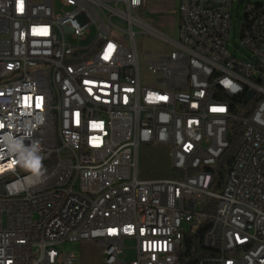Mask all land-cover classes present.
Here are the masks:
<instances>
[{
	"label": "built area",
	"instance_id": "obj_1",
	"mask_svg": "<svg viewBox=\"0 0 264 264\" xmlns=\"http://www.w3.org/2000/svg\"><path fill=\"white\" fill-rule=\"evenodd\" d=\"M233 3L179 0L173 40L143 0H0V264H80L65 241L99 264H180L182 223L207 220L206 253L182 264H264V2L239 3L230 51ZM136 28L169 50L141 52ZM36 143L39 179L17 151ZM140 144L164 145L175 175L140 179Z\"/></svg>",
	"mask_w": 264,
	"mask_h": 264
},
{
	"label": "rangeland",
	"instance_id": "obj_2",
	"mask_svg": "<svg viewBox=\"0 0 264 264\" xmlns=\"http://www.w3.org/2000/svg\"><path fill=\"white\" fill-rule=\"evenodd\" d=\"M255 2H264V0H252ZM58 8V0L56 9ZM138 15L142 20H148L143 13L142 8L138 9ZM242 15V4L238 0H234L232 17L230 21L229 39L227 45L230 51L239 45L240 22ZM156 31L167 34L162 26L152 21H148ZM138 31L137 42L141 52H150L152 55L163 53L169 45L153 35L147 33L143 29L136 28ZM122 37V36H121ZM120 37V38H121ZM239 56V55H237ZM244 109L241 110L242 114ZM236 137V136H235ZM137 170L140 179H162L175 175V171L171 168V159L168 155V149L164 145H145L140 144L137 149ZM210 204L211 198L208 199ZM184 232L192 230L194 232L199 226L191 227L190 223H182ZM128 244V242H127ZM131 245V243H129ZM57 249L64 252H70L76 255L80 264H99L100 255L96 246L89 242L65 241L56 245ZM133 251L128 252V257H132Z\"/></svg>",
	"mask_w": 264,
	"mask_h": 264
},
{
	"label": "trees",
	"instance_id": "obj_3",
	"mask_svg": "<svg viewBox=\"0 0 264 264\" xmlns=\"http://www.w3.org/2000/svg\"><path fill=\"white\" fill-rule=\"evenodd\" d=\"M237 107H234V110ZM238 144V137L235 135L228 136V145L216 161L214 167L211 169L212 171V179H213V188L219 189L223 181L225 180L227 170L233 158V154ZM208 225V220L204 221L199 228L196 229L195 233L188 238L187 248L182 253L180 257V264L184 262H191L194 258L206 253L204 248L201 245V238L204 230Z\"/></svg>",
	"mask_w": 264,
	"mask_h": 264
},
{
	"label": "crops",
	"instance_id": "obj_4",
	"mask_svg": "<svg viewBox=\"0 0 264 264\" xmlns=\"http://www.w3.org/2000/svg\"><path fill=\"white\" fill-rule=\"evenodd\" d=\"M178 2L179 0H143L142 4V11L148 19L146 22L148 23V21H152L159 24L167 33L164 35L172 38L173 40H176ZM168 50L169 48L163 51V53H166Z\"/></svg>",
	"mask_w": 264,
	"mask_h": 264
},
{
	"label": "clouds",
	"instance_id": "obj_5",
	"mask_svg": "<svg viewBox=\"0 0 264 264\" xmlns=\"http://www.w3.org/2000/svg\"><path fill=\"white\" fill-rule=\"evenodd\" d=\"M229 85L231 82H228ZM233 90H237L236 86H232ZM11 147V145H10ZM18 154L20 155V160L22 166L25 167L32 175L39 179L43 175V164L42 157L39 155L40 146L38 143L33 144L26 152H20L18 149Z\"/></svg>",
	"mask_w": 264,
	"mask_h": 264
},
{
	"label": "water",
	"instance_id": "obj_6",
	"mask_svg": "<svg viewBox=\"0 0 264 264\" xmlns=\"http://www.w3.org/2000/svg\"><path fill=\"white\" fill-rule=\"evenodd\" d=\"M242 2V0H238V3H241ZM251 95H252V92L250 91L247 95H246V97L244 98V102H246L250 97H251Z\"/></svg>",
	"mask_w": 264,
	"mask_h": 264
},
{
	"label": "snow or ice",
	"instance_id": "obj_7",
	"mask_svg": "<svg viewBox=\"0 0 264 264\" xmlns=\"http://www.w3.org/2000/svg\"><path fill=\"white\" fill-rule=\"evenodd\" d=\"M134 2H135V0H134ZM220 111H223V109H219ZM9 167H11V165H9ZM0 170H2V169H0Z\"/></svg>",
	"mask_w": 264,
	"mask_h": 264
}]
</instances>
